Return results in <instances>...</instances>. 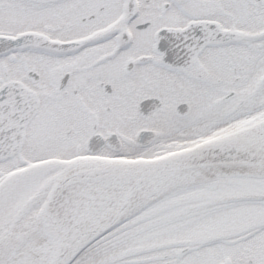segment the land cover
Wrapping results in <instances>:
<instances>
[{
	"label": "snow or ice",
	"instance_id": "obj_1",
	"mask_svg": "<svg viewBox=\"0 0 264 264\" xmlns=\"http://www.w3.org/2000/svg\"><path fill=\"white\" fill-rule=\"evenodd\" d=\"M0 264H264V0H0Z\"/></svg>",
	"mask_w": 264,
	"mask_h": 264
}]
</instances>
